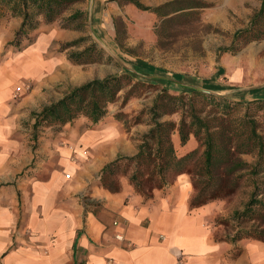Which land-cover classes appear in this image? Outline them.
Listing matches in <instances>:
<instances>
[{
    "label": "crops",
    "instance_id": "crops-1",
    "mask_svg": "<svg viewBox=\"0 0 264 264\" xmlns=\"http://www.w3.org/2000/svg\"><path fill=\"white\" fill-rule=\"evenodd\" d=\"M22 21L0 18V264H264V240L239 237L260 224L240 216L252 193L242 204L237 192L192 208L189 174L149 200L126 177L119 192L104 189V167L138 153L112 118L93 129L79 120L53 140L54 148H29L23 126L33 127L51 104L53 87L65 92L74 84L59 50L79 31L36 30L19 49L13 43ZM173 143L180 157L199 145L193 136L181 145L178 132Z\"/></svg>",
    "mask_w": 264,
    "mask_h": 264
},
{
    "label": "trees",
    "instance_id": "trees-1",
    "mask_svg": "<svg viewBox=\"0 0 264 264\" xmlns=\"http://www.w3.org/2000/svg\"><path fill=\"white\" fill-rule=\"evenodd\" d=\"M126 1L161 18L171 14H175L173 18L188 16L196 9L207 7L200 0H174L154 8L145 7L138 0ZM260 1L261 6L250 17L248 26L235 33L236 40L248 44L264 39V0ZM86 2L87 0H0V18L12 16L23 20L13 43L22 49L25 42L32 41L29 34L39 30L42 25L57 23L62 30L84 31L88 13L78 6ZM86 40L84 37L65 43L59 51L67 52ZM228 51L225 49L224 53ZM103 53V49L93 44L82 51L70 52L67 59L74 65L99 63L103 61ZM130 63L136 69L151 72L158 70L141 59ZM220 71L223 73L224 70ZM175 77L181 79L178 74ZM203 84L208 91L226 89L211 80H205ZM139 88L153 89L156 92L152 106L147 109L150 129L138 140L137 155L119 157L104 167L100 176L101 186L110 192H119L121 183L113 178L123 174L136 192L149 200L153 198L155 190L166 188L179 175L189 174L196 190L191 207L198 208L232 197L237 193L240 183L244 179H250L253 192L246 210L240 216L247 221H259L260 224L257 225V232L240 231L239 237L250 236L264 240V103L232 102L208 92L188 94L163 91L154 83L137 82L127 74L110 75L74 87L62 99L44 107L35 115L34 133L41 127L63 128L80 118L89 120L94 126L112 118L123 126L126 124L123 114H115V120L109 116V108L120 99L122 106H125L139 95ZM121 91H125L123 97L119 96ZM256 92L257 90L252 91ZM174 114L181 115L180 121L163 120L164 116ZM141 123L138 118L134 124ZM176 132L179 133L181 145L187 144L193 136L199 144L198 148L185 156H178L173 143V134ZM244 155L254 156L256 161L247 162L241 158ZM195 158L200 161L199 168L196 163L191 166V161ZM200 178L202 179L199 180ZM200 184L203 188H200Z\"/></svg>",
    "mask_w": 264,
    "mask_h": 264
},
{
    "label": "rangeland",
    "instance_id": "rangeland-1",
    "mask_svg": "<svg viewBox=\"0 0 264 264\" xmlns=\"http://www.w3.org/2000/svg\"><path fill=\"white\" fill-rule=\"evenodd\" d=\"M138 1L145 7L154 8L174 0ZM200 1L207 7L196 9L188 16L176 18H173L175 14L158 17L126 0H87L86 3L79 4L78 8L88 13V22L86 29L79 31L78 39L86 37L87 40L63 53L67 58L70 52L82 51L95 44L104 51L103 61L74 65L67 59L65 63L67 67L64 69L69 72L74 84L65 92L61 90L63 88L61 85L53 87L48 103L56 102L59 94L64 96L72 88L93 79L125 74L137 82L154 83L163 91L188 94L204 92V81L211 80L214 84L226 88L222 91L208 92L217 97L243 104L253 101L264 103V39L246 44L234 38L236 32L248 26L250 17L259 10L261 1ZM51 27L61 29L60 25L55 23L50 26L42 25L37 31ZM225 49L229 51L224 53ZM52 51L54 53L55 49ZM138 59L150 63L158 70L151 72L136 69L130 62ZM221 69L224 70L223 73ZM177 74L181 76L180 80L176 79ZM33 87L27 93H31ZM253 90L257 92L252 93ZM138 92L139 95L125 106H122L120 99L109 108V116L114 119L118 112L123 114L126 124L121 125V128L137 146L138 140L150 129V115L147 109L152 106L156 95L153 89L139 88ZM124 94L125 91H121L119 96L123 97ZM40 109L42 107L35 110L38 112ZM138 118L142 123L135 125ZM180 119V114L166 115L163 118L164 121L177 122ZM79 120L83 122L82 129L96 127L83 118L67 128L41 127L35 133L32 126H23L25 133L29 134V148L33 152L43 148H54L53 140L65 132L69 133ZM241 158L251 163L256 161L251 155H244ZM197 160V158L192 160L191 166L196 163L199 168L200 161ZM192 168L197 170L196 167ZM124 177L120 174L113 179L121 183ZM171 179L174 180V177ZM200 188H203L201 184ZM252 191L250 179H244L236 191L239 195L234 200L242 204L249 200Z\"/></svg>",
    "mask_w": 264,
    "mask_h": 264
},
{
    "label": "built area",
    "instance_id": "built-area-1",
    "mask_svg": "<svg viewBox=\"0 0 264 264\" xmlns=\"http://www.w3.org/2000/svg\"><path fill=\"white\" fill-rule=\"evenodd\" d=\"M21 90H22V87H19V88H18V91L20 92ZM116 238H117L118 240H122V241L124 240V236H123L122 234H117V235H116Z\"/></svg>",
    "mask_w": 264,
    "mask_h": 264
},
{
    "label": "water",
    "instance_id": "water-1",
    "mask_svg": "<svg viewBox=\"0 0 264 264\" xmlns=\"http://www.w3.org/2000/svg\"><path fill=\"white\" fill-rule=\"evenodd\" d=\"M203 91H204V92H209L208 90H205V89H204Z\"/></svg>",
    "mask_w": 264,
    "mask_h": 264
}]
</instances>
